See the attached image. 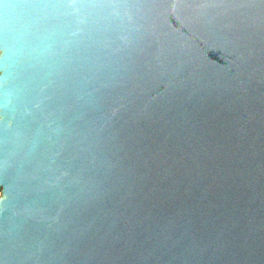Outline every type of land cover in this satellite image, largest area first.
<instances>
[{"label": "water", "instance_id": "water-1", "mask_svg": "<svg viewBox=\"0 0 264 264\" xmlns=\"http://www.w3.org/2000/svg\"><path fill=\"white\" fill-rule=\"evenodd\" d=\"M0 264H264V0H0Z\"/></svg>", "mask_w": 264, "mask_h": 264}]
</instances>
